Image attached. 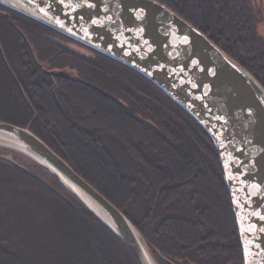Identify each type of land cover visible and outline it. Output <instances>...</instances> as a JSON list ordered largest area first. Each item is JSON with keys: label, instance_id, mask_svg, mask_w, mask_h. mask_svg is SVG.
<instances>
[{"label": "trees", "instance_id": "trees-1", "mask_svg": "<svg viewBox=\"0 0 264 264\" xmlns=\"http://www.w3.org/2000/svg\"><path fill=\"white\" fill-rule=\"evenodd\" d=\"M160 1L203 30L264 84V39L258 33L261 16L254 0ZM4 16L0 11L2 114L29 126L117 205L162 264H168L167 259L175 264H243L220 155L205 130L136 72L98 53L102 62L84 52L67 51L62 41L66 39L44 32L56 33L43 24L29 25L40 27L44 42L60 45L58 49H65L61 54L74 55V59L57 61L35 49L33 56L15 27L19 24ZM88 61L94 70L82 65H90ZM65 67L79 72L52 78L45 72ZM92 74L97 81L89 80ZM78 87L98 92L95 98H87L77 92ZM0 160L24 178L11 184L0 181V194H18L30 224L41 201L47 199L45 193L58 196L59 210L69 208L77 216L72 221L75 227L71 224L76 232L72 240L80 246L73 249L68 243L64 218H49L53 227L42 239L47 247L34 241L24 244V235L38 238L37 230L28 228L26 233L15 222L14 227H0V264H40L36 253L55 257L56 264H111L104 243L119 238L51 172L37 164L52 181ZM0 200L5 205L4 195ZM128 250L135 264H140Z\"/></svg>", "mask_w": 264, "mask_h": 264}, {"label": "water", "instance_id": "water-1", "mask_svg": "<svg viewBox=\"0 0 264 264\" xmlns=\"http://www.w3.org/2000/svg\"><path fill=\"white\" fill-rule=\"evenodd\" d=\"M0 6L136 71L191 116L219 152L243 264H264V84L250 70L160 0H0ZM0 145L49 170L140 264H158L133 221L29 126L0 120Z\"/></svg>", "mask_w": 264, "mask_h": 264}, {"label": "rangeland", "instance_id": "rangeland-1", "mask_svg": "<svg viewBox=\"0 0 264 264\" xmlns=\"http://www.w3.org/2000/svg\"><path fill=\"white\" fill-rule=\"evenodd\" d=\"M254 3H255V8H257L259 10L257 15L261 16L260 22L258 23V33L264 39V0H254ZM13 17L16 18V16H13ZM18 21H20V23H22V26L24 27L25 33L27 34L28 46L31 44L32 47H34L35 52L39 51L42 54L44 53L47 55H53L56 57L57 61L60 60V61H72L73 62L74 55H71V54L63 55V54H61V52H63V50H65V49H58V48H62V47H60V45L56 47L55 44H47L46 42H44L42 40L40 34H38L41 31L31 28V25H29L30 21H28L26 19L23 20L20 18H18ZM43 31L47 32L48 34L50 33L49 31H46V30H43ZM62 41L64 44L63 48H67V51H69V52H75V51H80L82 53L85 52L86 56L88 55V56H90V58H95L94 60H97V61H101V62L103 61L102 59H100V60L98 59L97 52H95V53H93V55H91L89 50L86 49L85 51H82V48H80V46L78 44H74L70 40L69 41L68 40H62ZM32 53L34 56V52H32ZM98 54L103 56L104 58H106V60H108L110 62H117V61H115V60H113V59H111V58H109L103 54H100V53H98ZM89 63H90V65H86V64H82V65L87 70H94L95 66L91 62H89ZM104 63H107V62H104ZM117 63H119V62H117ZM80 66L81 65H79V67ZM128 69L132 70L130 68H128ZM59 70L60 69L52 68L51 71H59ZM61 70H63L64 72H66L68 74L69 73L76 74L79 72L78 69L73 70V69H70L67 67H65ZM79 70L81 71V69H79ZM132 72H136V71L132 70ZM137 74H139V73H137ZM54 75H56V74H54ZM104 76L106 77V75H104ZM140 76H142V75H140ZM52 77H54V76H52ZM93 78L95 81H97V79H95V76H93V74L89 78V80H91ZM143 78H145V77H143ZM146 80H148V79H146ZM149 82L151 84H153L154 86H156L151 81H149ZM102 83L110 84L111 81H109L108 83L102 81ZM111 84L113 85V82ZM133 87L136 88V85H134V83H133ZM158 89L161 90L160 88H158ZM76 90L79 94H81V96H85L84 95V89L78 87V88H76ZM97 98L101 100V98L99 96H97ZM0 120L12 122V123H16V122L18 123L17 119H15L11 116L3 115L1 109H0ZM0 154L7 155V156L11 157L15 161H17L20 165H22L25 169L28 168L29 170L40 175L43 178L44 177L46 179L49 178V176L46 175V173H47L46 170L43 167L41 168L40 165H37L40 163L36 162V160L33 159L32 157H30L29 155L17 151V149H14V148H11V147L5 146V145H0ZM223 177H224V175H223ZM17 178L19 180L24 181V178L21 174L15 173V175H14L10 171V169L8 168L7 163L0 160V181L3 182L5 180L6 182H4V183L8 182V184H11L12 180H16ZM49 180L52 181L51 178H49ZM45 194H46L47 199H43L41 201V205H40L39 210L35 213V215L33 217H31L32 218L31 222H33L31 224L29 223V219L27 217V212H26V208L24 206V203L22 202L21 198H19L18 194H9V193L0 194V195L5 196V200H3V202L6 205L5 206L3 204H0V227L11 228V227H14L13 224L15 222H17V224L20 227H24V230L26 231V233L28 232V228H30V229L36 228L38 238H34V239L28 238L27 236H25L23 234L24 235V237L22 239L23 243L29 244V243L34 241V242H38L37 244L40 243L42 245H45V247H47L46 242L43 241L42 239L45 238L48 234H50L51 228L53 227V223L51 221H49V218H53V219H56L58 217L64 218L65 220H67L64 223V227L68 231L69 237H70L69 238L70 240L68 241V243L73 247V249H75V246H77V245L79 246V242H77V240H72V239H74V237H76V235H75L76 232L72 229L71 224L73 225L72 221L75 217H77L76 214L71 209H69L68 207H67L68 209H66L64 207L63 210L60 211L58 208V202H59L57 200L58 196L50 195L48 193H45ZM231 212L233 213V210ZM29 224L30 225L34 224V225L30 226ZM55 224H57V223L55 222ZM12 237L14 240H17V243L21 247H23V250H26V247L21 243L20 239H15L14 235H12ZM104 244L107 246L106 248H107L108 254L110 255V258H111V264H135L134 259L132 258L128 248L124 245V243H122V241L120 239L111 237L109 239V242H106ZM153 256H155L158 264H162V262L157 258V256L154 253H153ZM26 257L28 258V256H26ZM34 258L40 264H52L53 262L57 261L55 257L48 256L45 253H36ZM28 264H33V263L29 261Z\"/></svg>", "mask_w": 264, "mask_h": 264}, {"label": "flooded vegetation", "instance_id": "flooded-vegetation-1", "mask_svg": "<svg viewBox=\"0 0 264 264\" xmlns=\"http://www.w3.org/2000/svg\"><path fill=\"white\" fill-rule=\"evenodd\" d=\"M0 11H3V12H4V15H5V16H4V19H8V20L11 22V18H10V17H12V18H14V19L16 20V22H17L19 25H15V27H16L17 31L20 33V35L23 37L25 43L27 44V43H28L27 34L25 33V30H24V27L22 26V23H20V21H18V18L23 19V20H24V19L28 20V21H30V22H29L30 24H40V23L35 22V21H33V20H31V19H29V18H27V17H24V16H22V15L16 13V12H13V11H11V10L5 8V7H2V6H0ZM13 16H16V18L13 17ZM34 22H35V23H34ZM31 28L36 29V30H42L40 27H38V26H36V25H31ZM52 30H53V29H52ZM54 31H55V30H54ZM55 32H56L55 34H53V33L50 32V33L52 34L53 37H56V38L59 39V37L61 36L62 38H65L66 40H71V41L74 42L75 44H78V45L80 46V48H82V51H85L86 49L89 50L90 53H91V55H93V53L96 52V51L92 50L91 48H89V47H87V46H85V45H83V44H80V43L76 42L75 40H73V39H71V38H69V37H67V36H65V35H63V34L57 32V31H55ZM40 33H41V32H39L38 34H40ZM29 44H30V43H29ZM27 46H28V44H27ZM28 48H29V50L31 51V53L34 51V47H32L31 44L28 46ZM32 48H33V49H32ZM83 49H84V50H83ZM84 53H85V52H84ZM97 53H98V52H97ZM32 54H33V53H32ZM45 70H46V71H45L46 74H47L49 77L55 76L54 74H53V75H50V74L48 73V71H51L52 69L46 68Z\"/></svg>", "mask_w": 264, "mask_h": 264}, {"label": "bare ground", "instance_id": "bare-ground-1", "mask_svg": "<svg viewBox=\"0 0 264 264\" xmlns=\"http://www.w3.org/2000/svg\"><path fill=\"white\" fill-rule=\"evenodd\" d=\"M32 20V19H31ZM97 92H98V90L96 89V88H89L88 90H84V95L86 96V97H88V98H95L96 97V95H97ZM208 135V134H207ZM209 136V135H208ZM210 137V136H209ZM210 139H211V137H210ZM212 140V139H211ZM18 151V150H17ZM20 152V151H19ZM21 153H24V152H22L21 151ZM24 154H26V153H24ZM231 197V196H230ZM52 264H56L55 262H53Z\"/></svg>", "mask_w": 264, "mask_h": 264}]
</instances>
